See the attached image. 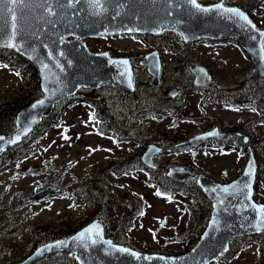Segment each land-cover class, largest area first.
<instances>
[{"label": "rangeland", "instance_id": "rangeland-1", "mask_svg": "<svg viewBox=\"0 0 264 264\" xmlns=\"http://www.w3.org/2000/svg\"><path fill=\"white\" fill-rule=\"evenodd\" d=\"M198 1L210 4L218 0ZM224 2L244 9L264 29V0ZM84 42L93 52L106 50L113 56L130 57L136 88L145 90L138 89L132 96L120 93L116 99L107 100L115 122L127 132L122 139L110 130L99 131L106 120L95 108L73 99L58 105L55 127L45 136L23 140L12 148L9 157L0 158V264H22L37 246L58 239L63 230L72 234L94 218L100 219L106 235L118 244L144 252L186 253L201 235L190 227L191 218L211 211V204L192 185L195 179L173 194L161 180L173 165L219 182L241 172L248 157L242 141L179 145L215 123L249 137L258 163L254 199L264 203V107L248 95H264V80L252 78L253 62L236 42H184L179 33L170 30L158 36H93ZM153 50L161 61L158 86L150 84V74L141 64ZM199 61L206 63L217 81L212 93L193 84L189 67ZM34 70L29 63L12 67L0 62V92L16 97ZM104 88L117 87L105 85L94 92L83 89L78 96L97 99L105 92L114 93ZM173 88H183L172 98L174 103L183 104V111L159 104ZM229 94L237 98V105L225 102ZM8 132L0 122V133ZM151 143L162 148L154 156L153 172L141 162ZM51 183L65 193L47 201L30 199ZM263 263V233L246 236L241 249L213 261ZM35 264L77 263L71 253L57 252Z\"/></svg>", "mask_w": 264, "mask_h": 264}, {"label": "water", "instance_id": "water-1", "mask_svg": "<svg viewBox=\"0 0 264 264\" xmlns=\"http://www.w3.org/2000/svg\"><path fill=\"white\" fill-rule=\"evenodd\" d=\"M8 8L13 12L0 9V49L12 50L34 66L42 94L18 111L10 132L0 133L3 138L0 139V158L21 144L59 102L74 96L78 90H95L104 85L135 90L130 58L113 56L106 50L93 52L84 42L88 37L158 36L170 30L179 33L184 42L233 40L250 56L252 78L264 80V29L259 28L244 9L228 5L224 0L210 4H201L198 0L195 4L191 0H18ZM227 9L239 10L247 20ZM141 64L147 67L151 85H159L158 52L147 53ZM190 69L195 86L214 87L205 66L194 65ZM177 95V88L165 93L170 98ZM236 134L247 144L248 157L233 179L219 182L204 174L195 175L185 166L167 168L165 175L176 182L195 178L196 185L211 204L207 224L188 252L168 255L118 244L106 235L100 219L94 218L68 236L37 246L22 264H35L57 252L71 253L77 264H213L214 260L228 254L233 239L264 234V203L254 199L257 159L248 144L249 137ZM232 135L214 126L179 145H198L209 139L225 141ZM161 149L155 143L149 144L141 155L142 164L155 169L154 156ZM64 193L63 188L49 184L30 199L45 201ZM81 233L85 234L84 239H73Z\"/></svg>", "mask_w": 264, "mask_h": 264}, {"label": "trees", "instance_id": "trees-1", "mask_svg": "<svg viewBox=\"0 0 264 264\" xmlns=\"http://www.w3.org/2000/svg\"><path fill=\"white\" fill-rule=\"evenodd\" d=\"M0 62L8 66H12V67L19 65L20 63H29L24 58H22L19 54L9 49H0ZM29 66L32 70L35 69L34 66L31 65L30 63H29ZM82 90L83 89L78 90L74 96L68 97L62 100L61 102L58 103V105L62 103H66L69 100H73V99H76L77 102L87 103L88 105L96 109V112L99 114L100 117L106 120L105 124L103 123L100 124L98 130L101 132L110 130L111 132H114L118 136H121V139H122L127 132L122 127H119L117 123L115 122L114 116L111 114V111L108 107L107 100L102 96L98 97L97 99H93L85 95L84 97H79L81 95ZM95 90H91V91L94 92ZM41 94L42 92H41L40 85H39V78L35 70L32 73L31 80L28 83H26V85L23 88L20 89L16 97L8 98L0 92V122L2 123L3 130L11 131L15 126V119H16V115L18 111L24 106H26L27 104H29L31 101L40 97ZM123 94L127 96L126 93H123ZM260 94L261 93H258V92H252V93H249L248 95L250 96V98L255 99L258 105L264 107V95H260ZM225 102L228 104L237 105V98L232 97L231 94H229L228 97L225 99ZM175 103L173 102V99L169 97H163L162 101L159 102V104L162 106H168L170 108H179V109L181 108L180 111H183L182 109L183 104L182 103L177 104L178 102H175ZM58 105L54 108V110L49 116L41 120V123L39 124V126L35 128L29 134V136L26 137L24 140H28L31 137H35V138L43 137L45 136V133L47 130H50L53 127H55V120L58 114L57 112ZM178 138L179 137H177L176 140ZM180 138L178 140H180ZM11 151H12V148L9 149L6 153H4L2 157L4 158L9 157V153ZM194 174L198 175L196 174V172H194ZM193 179H191V181ZM161 181H162L161 185L165 187L167 190H169L170 194H173L176 191H181L184 189V185L190 184L188 182L189 180L185 182H176L174 180H171L165 175L162 176ZM192 185L200 193H202L199 187L196 185V182L192 181ZM101 190L102 189H99L98 191H101ZM209 214H210V210H206L202 214L193 216L190 221V227L193 228L192 230L196 231L198 234H201L207 224ZM63 227L64 226H60V228H63ZM64 232L65 230H63L60 235H57L56 238L65 237V236L70 235V233H64ZM242 247H243V241L240 240V238H235L231 241L229 251L234 252L235 250L237 251L241 249ZM189 250H190V246H188L185 252H188Z\"/></svg>", "mask_w": 264, "mask_h": 264}, {"label": "flooded vegetation", "instance_id": "flooded-vegetation-1", "mask_svg": "<svg viewBox=\"0 0 264 264\" xmlns=\"http://www.w3.org/2000/svg\"><path fill=\"white\" fill-rule=\"evenodd\" d=\"M115 36H120V35H115ZM201 40V39H200ZM203 40H207V39H203ZM222 41H227V40H219V41H212V40H207V42L208 43H216V42H222ZM230 41H232V40H230ZM130 58V57H129ZM144 58H145V56H144ZM143 58V59H144ZM142 59V60H143ZM130 60H132L131 58H130ZM141 60V61H142ZM131 63H132V61H131ZM194 65H203V66H205L206 68H207V70H208V72L210 73V75H211V78H212V80H213V82H214V87L213 88H211V89H208V88H204V87H199V86H196V87H199L198 89L199 90H201V91H206L205 93H212L214 90H216V88L215 87H217V81H216V79L213 77V75L211 74V72H210V70H209V68L207 67V65H206V63H203V62H200L199 61V64H191L190 65V67H189V69L191 68V66H194ZM146 67V66H145ZM146 69H147V67H146ZM190 71H191V69H190ZM160 73H161V70H160ZM191 73H192V71H191ZM193 74V73H192ZM133 78H134V75H133ZM151 81V80H150ZM134 84H136L135 83V81H134ZM151 84V83H150ZM159 84H160V76H159ZM105 86V85H104ZM107 86H110V85H107ZM158 86V85H157ZM112 87H117V86H112ZM137 87V85H135V90L134 91H129V90H127V89H125V88H122V87H117V88H104V89H111V90H114V93H111V94H109V93H107V92H105L104 94H103V96H104V98L106 99V100H108V101H110V100H112V99H116L117 98V96L120 94V93H126L127 94V96H132V95H134L135 93H137V91H138V89H140V91H144L145 90V88H136ZM178 89V95L183 91V88H182V90L180 89V88H177ZM168 91V90H167ZM114 94V95H113ZM177 95V96H178ZM163 97H166V96H163ZM148 98V97H147ZM170 98V97H169ZM173 98V97H172ZM110 99V100H109ZM214 126H218L219 127V129L220 130H222V131H226V132H231V133H233V135H232V137L230 138V139H228V140H225V141H217V140H215V139H209V140H206V141H204L203 143H205V142H208V141H215V142H219V143H228V142H230L231 140H233V139H236V140H239V141H242V136H238L236 133H241L243 136L245 135L242 131H237V130H225L222 126H220L219 124H217V123H215V124H213L211 127H209V128H204L203 130H201L200 132H204V131H207V130H209V129H211L212 127H214ZM199 132V133H200ZM246 136V135H245ZM203 143H201V144H198V145H195V146H199V145H202ZM244 144V143H243ZM248 144H250V143H248ZM243 149H246L247 151H248V149H247V144H244L243 145ZM51 184H53L54 185V183H51ZM55 187H56V185H54ZM46 201H47V199H46ZM48 204V203H47ZM105 227V226H104ZM237 238H240V240H242V241H244L245 239H246V236L245 237H237ZM264 264V263H263Z\"/></svg>", "mask_w": 264, "mask_h": 264}, {"label": "snow or ice", "instance_id": "snow-or-ice-1", "mask_svg": "<svg viewBox=\"0 0 264 264\" xmlns=\"http://www.w3.org/2000/svg\"><path fill=\"white\" fill-rule=\"evenodd\" d=\"M18 2V0H0V9H2L3 11H8V12H13V9L11 8H8V5L11 4V5H15L16 3ZM20 2H22V0H20ZM191 2L193 4H195V0H191ZM197 8H199L200 6L199 5H196ZM216 7H223L222 5H217ZM202 11H209L210 9H201ZM226 11H229V12H233V13H236L237 15H239L242 19L244 20H247V17L246 16H243L242 13L239 12V10L237 9H227ZM12 19L13 21L15 20V15L13 13L12 15ZM250 23V22H249ZM15 25L13 24V27ZM254 27V26H253ZM123 63L127 64V61H124ZM129 85H131V80L129 79ZM42 103V102H41ZM0 139H3V138H0ZM159 194V193H157ZM98 228V225L95 226ZM91 230H89L90 232ZM97 235H99V233L97 232ZM84 236L85 234L84 233H81L79 234L78 237H75L73 239H84ZM91 238V237H89ZM95 243V241H93ZM123 251H128L127 249H124Z\"/></svg>", "mask_w": 264, "mask_h": 264}]
</instances>
